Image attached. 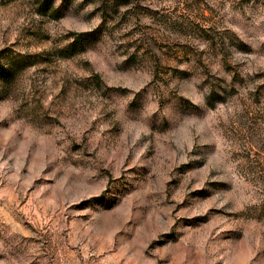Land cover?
Returning a JSON list of instances; mask_svg holds the SVG:
<instances>
[{"label": "rangeland", "instance_id": "rangeland-1", "mask_svg": "<svg viewBox=\"0 0 264 264\" xmlns=\"http://www.w3.org/2000/svg\"><path fill=\"white\" fill-rule=\"evenodd\" d=\"M0 264H264V0H0Z\"/></svg>", "mask_w": 264, "mask_h": 264}]
</instances>
